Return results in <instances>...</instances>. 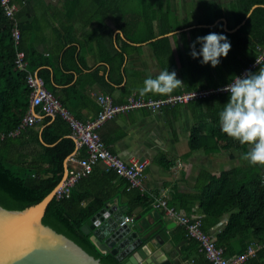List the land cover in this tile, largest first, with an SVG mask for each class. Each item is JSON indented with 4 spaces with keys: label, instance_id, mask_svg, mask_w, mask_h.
<instances>
[{
    "label": "crops",
    "instance_id": "1",
    "mask_svg": "<svg viewBox=\"0 0 264 264\" xmlns=\"http://www.w3.org/2000/svg\"><path fill=\"white\" fill-rule=\"evenodd\" d=\"M13 1L17 6L16 20L24 29L26 45L46 61L42 68L49 76V83L59 93L58 97L64 100L65 107L84 123L93 122L98 117L101 110L97 100L99 96H108L114 104H123L129 98L164 100L221 86L219 79L227 77L223 68L226 62L220 58V64L215 68L211 64H201L202 57L193 59L189 55V45L198 36L220 33L217 30L219 26L227 34L240 27L230 28L226 18H217L210 11L211 3L224 9V5L233 0H106L103 13L92 10L91 0H81L79 4H75V0ZM202 1L208 2V7L196 10ZM127 8L129 10H125ZM165 38L171 53L163 54L167 46L160 45L163 55L159 59L151 44ZM196 47L199 50L201 45ZM259 48L264 49L257 46L255 57ZM167 68L175 70L184 85L169 95L149 93L141 96L139 89L143 87V81ZM65 79L69 81L57 82ZM71 87H74V92L69 91ZM195 101L167 105L157 112L130 110L95 128L113 155L126 163H146L143 189L137 190L141 196H148L151 202L134 208L127 194L136 188H131L125 179L99 163L93 165L85 179L82 178L84 180L79 187V193L86 194L90 190L91 196L99 191L102 195L110 192L111 198L103 207L116 206L126 217L132 218V231L140 236L153 226L162 227L168 237L164 243L163 261L170 264H196L202 250L192 238L187 237L184 227L171 218L167 210H177L190 220H206L199 214L195 203L191 206L187 203L191 209V216H188L175 203V197L183 195V199L188 201L190 195H194L200 173L219 172L228 163L222 151L215 154H207L203 150L189 152V134L199 119L191 105ZM208 108L210 111L213 109L212 106ZM31 112L35 115L36 122L32 126L35 125L34 130L38 131L39 144L45 146L40 137L42 125L46 117H50L49 123L54 117L43 114L41 110L36 112L35 108ZM202 122L200 134L206 135L209 132L207 118ZM31 149L39 152L40 146L33 144L27 149L28 162L31 161ZM85 156L83 148H75L65 159L68 171L78 168L73 160ZM88 200L82 201L81 205L86 206ZM159 200L165 201L164 208L155 207ZM130 210L131 215H128ZM231 213V210L224 213L210 225L205 222L204 231L215 239ZM249 246L253 248L252 259L260 247L256 243H249ZM229 251L235 254L233 256L243 254H239L240 243H235ZM261 259L264 262V258ZM259 261L257 258L242 264H259Z\"/></svg>",
    "mask_w": 264,
    "mask_h": 264
},
{
    "label": "trees",
    "instance_id": "2",
    "mask_svg": "<svg viewBox=\"0 0 264 264\" xmlns=\"http://www.w3.org/2000/svg\"><path fill=\"white\" fill-rule=\"evenodd\" d=\"M80 1L75 0L74 3L79 4ZM91 4L92 10H101V13L106 10V0H91ZM253 6L256 7L252 9ZM210 7V11L217 18L227 19L230 28L240 25L231 34L224 33L221 26L217 28L219 34L226 35L232 45L228 56L221 57V60L226 62L223 68L227 77H221L219 82L224 85L254 60L257 46L264 48V0H233L224 5V9L216 3H211ZM18 28L21 35L18 49L25 54L26 71L32 74L36 72L37 77L44 82L45 88L65 107L64 100L58 97L59 93L51 86L49 76L42 68L46 61L44 62L26 45L24 29L19 22ZM160 45L167 46L163 54L171 53L166 38L154 42L151 46L159 59L163 55L161 52L163 47ZM14 57L15 49L9 26L0 7V134L5 135L0 139V207L9 211H22L39 203L60 183L64 161L75 151V142L70 137L69 125L59 116H55L51 123L50 117L44 120L40 137L45 146L39 144L38 131L34 130L35 125L26 127L15 138L7 137L10 131L21 124L30 110L31 90L26 82V72L16 68ZM260 68H264V61L252 72H258ZM68 81L69 79H65L57 82ZM69 91L74 92V87ZM229 99L230 94H226L203 100L197 99L191 104L199 119L189 134V152L203 150L207 154H215L222 151L228 163L219 172L200 173L193 197L190 195L187 201L183 199V195H177L175 203L177 202L179 208L185 210L188 216H191L190 206L197 204L199 214L206 218L201 222L203 231H206L205 222L208 221L207 224L210 225L212 220H219L224 213L231 210L228 221L215 237L216 246L223 249L225 257L231 258L235 254L229 249L234 248L235 243H240L239 254L243 252L236 256L246 254L249 243H256L260 247L259 250L252 259L249 256L244 262L255 261L258 258L259 264H264L261 259L264 258V166L249 164L243 156L251 146L241 145L239 141L221 131L219 113ZM209 106L213 108L211 111ZM35 110L39 112L41 108L37 106ZM204 118L208 120L209 132L201 135L200 127ZM33 144L40 146V151L31 149V161L28 162L27 149ZM84 179L75 184L68 199L53 198L47 205L41 222L56 234L71 240L101 264H119L112 256L101 255L90 242L89 236L81 232L85 222L111 198L110 192L102 195L99 191L92 196L90 190L86 194L79 193L80 184ZM127 195L129 203L133 204L134 208L151 202L148 196H141L137 189H130ZM87 198L88 203L82 206V201ZM188 202L190 206L187 205ZM131 210L128 215H131ZM196 264L210 263L201 252Z\"/></svg>",
    "mask_w": 264,
    "mask_h": 264
},
{
    "label": "built area",
    "instance_id": "3",
    "mask_svg": "<svg viewBox=\"0 0 264 264\" xmlns=\"http://www.w3.org/2000/svg\"><path fill=\"white\" fill-rule=\"evenodd\" d=\"M0 7L7 20L15 49L14 65L19 71L26 72V82L31 90V110L39 106L43 114L52 117L59 116L69 125L71 138L75 142V148H83L86 153L84 158L73 160L78 165V168L68 171L66 179L55 192L54 198L57 200L68 199L70 197L71 189L80 179L85 178L91 172L95 163H99L106 170L115 172L119 177L125 179L131 188L139 190L143 189L142 181L146 163H126L113 155L95 131L97 126L114 119L115 116L120 113L128 112L130 110L146 109L149 112H157L160 111L163 106L167 105L186 104L197 99H206L212 95L230 94L228 92L219 91V89L227 85V83L214 89L192 91L169 97L164 100H151L137 97L129 98L123 104H114L110 97L99 96L97 100L101 110L96 120L88 123L81 122L60 103L57 97L45 88L44 82L40 78L35 74L26 71L27 63L24 60L25 54L18 49L21 35L15 16L17 6L13 0H0ZM263 61L264 49L262 50L259 48L258 55L254 60L242 68V70L235 76H243L245 72H252L256 67L260 66ZM31 110H29L24 116L21 124L7 134L8 138L17 137L26 127L32 126L36 122L35 115ZM4 136L5 135L0 134V139L4 138ZM154 205L156 208H164L165 201H156ZM167 214L171 218L176 219L179 224L184 227L187 237L192 238L198 244L210 264H242L247 257L253 254V248L250 247L246 254L242 256H234L231 258L225 257L223 249L216 246L213 236L201 229L200 218L190 220L180 214L177 210L173 209H168ZM125 222L132 223V218L126 217Z\"/></svg>",
    "mask_w": 264,
    "mask_h": 264
},
{
    "label": "water",
    "instance_id": "4",
    "mask_svg": "<svg viewBox=\"0 0 264 264\" xmlns=\"http://www.w3.org/2000/svg\"><path fill=\"white\" fill-rule=\"evenodd\" d=\"M65 162L62 180L39 203L22 211L0 207V264H101L41 222L47 205L66 179ZM125 219L116 206L103 207L85 222L81 232L89 236L101 255H110L119 264H170L163 261L164 243L168 241L164 229L153 226L140 236Z\"/></svg>",
    "mask_w": 264,
    "mask_h": 264
},
{
    "label": "clouds",
    "instance_id": "5",
    "mask_svg": "<svg viewBox=\"0 0 264 264\" xmlns=\"http://www.w3.org/2000/svg\"><path fill=\"white\" fill-rule=\"evenodd\" d=\"M197 44L201 45L199 50ZM231 47L226 35L210 32L196 37L189 45V55L193 59L202 57L201 64H211L215 68L221 57L228 56ZM182 85L176 71L167 68L155 77H147L139 93L141 96L149 93L169 95ZM219 91L230 93V99L219 113L221 131L241 145L251 146L243 156L249 164L264 166V68L235 76Z\"/></svg>",
    "mask_w": 264,
    "mask_h": 264
},
{
    "label": "rangeland",
    "instance_id": "6",
    "mask_svg": "<svg viewBox=\"0 0 264 264\" xmlns=\"http://www.w3.org/2000/svg\"><path fill=\"white\" fill-rule=\"evenodd\" d=\"M207 7H208V2L205 4V2L202 1L200 5H197L196 10H206Z\"/></svg>",
    "mask_w": 264,
    "mask_h": 264
}]
</instances>
